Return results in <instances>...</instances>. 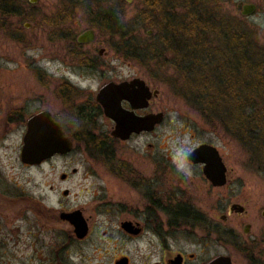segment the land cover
<instances>
[{"label":"flooded vegetation","instance_id":"obj_1","mask_svg":"<svg viewBox=\"0 0 264 264\" xmlns=\"http://www.w3.org/2000/svg\"><path fill=\"white\" fill-rule=\"evenodd\" d=\"M28 1L32 6L39 2ZM19 4V0H0V261L8 264L6 251L12 247L13 250L21 248L22 258L27 260L25 264H31L33 259L38 260V264H264V207L254 213L252 200L240 197L229 188L232 170L220 151L226 167L223 185L214 184L206 176L205 163L194 164L189 160V154L205 143L188 150L184 156L185 161L201 174L191 180H185L177 172L173 174L166 168L161 169L158 153L151 152L153 155H150L147 150L143 157L118 149L120 144L153 134L159 125L150 132H134L126 140L115 137L116 122L104 113L97 101L98 94L109 83L143 78L135 75L130 80L109 81L97 90L91 103L81 104L80 88L70 75L51 80L47 71L39 68L29 69L24 75L16 70V75H12L10 65L23 60L25 51L29 50L24 47L28 45L25 44L27 41L14 36V20L24 16L19 11ZM69 8L74 11L78 6ZM56 24L58 29L66 25L64 21H56ZM31 26V23L24 24L27 29ZM96 26L102 27V23H94L85 31H95ZM82 33L69 37L68 47L72 59L84 62L86 55L79 54V49L95 43L97 37L92 43L80 44L78 38ZM55 39L62 40L61 37ZM16 51L17 59H14ZM100 51L101 57L106 54L105 49L103 54ZM130 58L142 62V66L147 64L143 63L141 55ZM144 81L151 92L156 90ZM158 97L152 96L146 108L133 109L127 100L121 102V107L139 117L157 114L160 111L150 108ZM96 117H105L110 129L101 137L87 133L81 148L77 131L80 118L90 125ZM38 118L41 125L56 126L70 141L71 150L55 154L40 164H28L22 158L25 137ZM16 137L20 141L19 165L27 171L43 168L52 159L74 156L75 153L93 162L102 158L103 187H94L92 195L94 206L104 207L105 212L100 214L104 220L95 218L99 213L88 214L84 207L67 211L62 208L60 219L70 228L50 230L56 238L54 245L41 240L48 229L46 207L41 201L32 202L31 193L17 187L10 177L15 162ZM98 146L101 150L96 148ZM93 171L88 170L86 174L91 176ZM78 174V169L72 168L71 173L62 172L60 179L67 182L72 175ZM28 178L27 185L30 184V176ZM86 190L88 187L84 186L81 194ZM71 194L69 189L62 192L66 198ZM76 211L81 212L88 227L84 237L78 236L70 221L61 218L64 212ZM32 216L40 226L39 230H32ZM115 218L119 223L111 228L110 222ZM98 227L102 229L97 230ZM96 233L100 235L94 240ZM86 242L92 243L88 247L80 245ZM221 258L227 259L218 262Z\"/></svg>","mask_w":264,"mask_h":264},{"label":"rangeland","instance_id":"obj_2","mask_svg":"<svg viewBox=\"0 0 264 264\" xmlns=\"http://www.w3.org/2000/svg\"><path fill=\"white\" fill-rule=\"evenodd\" d=\"M81 1H83V5L76 4L78 8L72 11L73 8H69L70 5L62 4L63 0H39L33 6L28 0H19L20 4L17 6L26 18L24 16L23 18H21L22 16L15 18L14 36L27 41L25 44L28 45L24 47L29 48V50L25 51L23 60H17V63L10 65V72H14L12 75H16V70H20L24 75L28 74L29 69L37 68L46 70L49 74L48 78L51 80L63 75L66 77L70 75L69 77L80 88L81 104L91 103L90 100L94 99L97 90L109 81L120 82L130 80L135 75L140 76L160 90V96L153 101L150 110L164 112L165 119L153 134L137 137L127 144H120L118 149L125 153L142 155L143 157L147 150L150 155H153L151 152L158 153V166L161 169L166 168L173 174L177 172L179 173L177 175H181L185 180H191L201 177V174L198 169L191 167L185 161L184 156L187 151L201 143L214 145L223 155L229 169L232 170L229 188L235 190L240 197L252 200L254 213L263 208L264 171L258 168L255 161H258V157L251 156L247 149L221 128L215 129L209 125L199 111L189 104L186 98L182 97L181 92L174 87L175 80L180 75L176 65L170 61L153 60L142 66V62L130 58L134 54L127 53L130 49L129 46L133 44L141 47L140 51L144 53L145 45L149 40L153 39L152 43L157 41L153 37L157 34L156 29H152L149 25L146 28L139 26L133 30L132 23L146 8L145 2L142 0ZM209 1H219V6L215 5L217 17L238 19L246 29L255 35L257 44L264 46V0ZM187 2V0H177L175 4L185 6ZM240 2L255 4L257 6L256 13L250 17L241 15L237 9ZM114 3H116L115 6H120V11L123 12V21L130 27L135 40L132 38H130L132 41L127 40V38L122 40L121 35L112 34L111 31L96 26V42L79 49V54L86 55L87 60L82 62L80 58V60L72 59L68 47L71 43L69 37L77 36L93 26L94 23H99L101 19L97 18L99 16L97 14L106 11L110 7L109 4ZM61 6L64 10L62 12ZM213 6L211 3V7ZM179 11L182 12V9ZM56 21H64L66 25L58 29L59 26L56 27ZM25 23H31L32 26L27 29L24 27ZM5 36L7 35L5 34ZM56 37H61L62 40L55 39ZM0 38H2V31H0ZM100 49H105L106 52L102 57L99 55ZM17 54L18 51H16L15 56ZM168 54L170 55V53ZM14 59H17V56ZM77 129L82 148L87 133L100 136L105 131H109L110 123L105 117H96L90 125H86L80 118ZM19 142V138L16 137L15 162L14 168L10 171V177L17 187H23L25 192L31 193L32 202L41 201L46 207L48 229L41 240L47 243L51 242L54 245L56 238L50 230L70 228L67 223H63L60 219L59 215L62 208L67 211L84 207L87 208L88 214L99 213L98 217L95 218L104 220V216L100 215L105 212L103 211L104 207L94 206L95 199L92 195L94 187L98 185L103 187L102 167L104 164L102 158L93 162L87 157L75 153L74 156L52 159L43 168L27 171L19 165ZM99 160L101 161L99 162ZM92 167H95L94 171L90 169ZM72 168H77L79 174L72 175L67 182H63L60 179L61 173H71ZM88 170L93 171L91 176L86 174ZM28 176H30L29 185L26 183L29 179ZM87 176L88 178H86ZM45 181L46 186L44 185ZM84 186L88 187V191L86 190L81 194ZM65 189H69L72 193L69 198L62 195ZM31 220L32 230H39L40 226L37 225L33 216ZM118 223V218H115L114 221L110 222V227L112 228ZM99 229L102 228L98 227L97 230ZM99 235L96 233L94 240ZM91 243L86 242L80 245L88 247ZM20 251H22L21 248L13 250L10 247L7 249L6 262L8 264H25L27 260L22 258ZM30 255L33 256V253ZM2 261L0 264H5L4 260ZM38 262V260L33 259L31 264H38Z\"/></svg>","mask_w":264,"mask_h":264},{"label":"trees","instance_id":"obj_3","mask_svg":"<svg viewBox=\"0 0 264 264\" xmlns=\"http://www.w3.org/2000/svg\"><path fill=\"white\" fill-rule=\"evenodd\" d=\"M142 1L146 8L134 19L133 30L149 25L156 29L157 41L149 40L144 53L134 44L127 53L141 55L143 63L160 60L176 65L180 75L175 89L209 125L221 128L258 157L255 161L264 171V46L238 19L217 17L219 1L187 0L185 6H177V0ZM62 4L80 6L83 1ZM115 5L99 13L103 30L122 40L133 39Z\"/></svg>","mask_w":264,"mask_h":264},{"label":"water","instance_id":"obj_4","mask_svg":"<svg viewBox=\"0 0 264 264\" xmlns=\"http://www.w3.org/2000/svg\"><path fill=\"white\" fill-rule=\"evenodd\" d=\"M32 2H36V0H32ZM237 9L241 15L250 17L256 13L257 6L253 3L240 2ZM95 39V31L87 30L79 36L78 41L80 44H89L94 42ZM100 53L103 54L104 49H101ZM152 96H160V90L156 89L151 92L144 80L135 79L132 82L107 84L100 90L97 101L103 107L104 113L116 122L113 135L126 140L134 132L153 131L157 125L164 122L165 113L159 112L139 117L133 111L123 109L121 102L123 100L129 101L133 109L146 108L148 100ZM39 121L40 118L31 124L25 137L22 158L28 164H40L55 154L66 153L71 150L70 141L63 137L62 133L55 128L56 126L47 123L41 125L38 123ZM189 160L194 164L205 163V174L214 184L223 185L226 183V167L216 146L201 144L189 154ZM61 218L70 221L75 226L79 237L86 235L88 227L80 211L64 212L61 214ZM226 259L221 258L218 262Z\"/></svg>","mask_w":264,"mask_h":264}]
</instances>
